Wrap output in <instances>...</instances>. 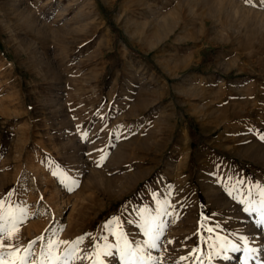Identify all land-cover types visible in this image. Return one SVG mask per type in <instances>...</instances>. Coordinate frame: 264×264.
Wrapping results in <instances>:
<instances>
[{
    "label": "rangeland",
    "instance_id": "obj_1",
    "mask_svg": "<svg viewBox=\"0 0 264 264\" xmlns=\"http://www.w3.org/2000/svg\"><path fill=\"white\" fill-rule=\"evenodd\" d=\"M109 1L0 0V259L264 264V0L158 43Z\"/></svg>",
    "mask_w": 264,
    "mask_h": 264
},
{
    "label": "bare ground",
    "instance_id": "obj_2",
    "mask_svg": "<svg viewBox=\"0 0 264 264\" xmlns=\"http://www.w3.org/2000/svg\"><path fill=\"white\" fill-rule=\"evenodd\" d=\"M175 1L176 0H132V7L130 9V15L129 16H130L131 19L132 18H134V19L136 18L137 21H138V19H144V18L150 17L149 18L150 19V26L152 25L153 27L156 28L155 29L156 36H155L154 40H155V42L158 43V42H161V41L166 40L168 38H171L172 37L171 35L173 33H177L179 30L182 31L187 26V23L184 20V19L187 18V14L185 13L186 15H184V11L189 10V9L192 8L190 6L191 5L190 0H185V1L181 0L183 3L179 7L174 8V13H173V11L168 12V13L165 12L166 8L172 6L175 3ZM197 1H198V5L200 7L206 8V11H207L206 15H204L205 17L202 19L201 31H204L205 29L211 27L209 25L212 24V23L215 24V22H217V20L219 21V19L216 18L215 15H218L220 19L222 18V16H233V15L237 16V15H240L239 16L240 20H242V22H244V24L246 26H248L247 28H249V25H250L251 28H249V32L255 31V28H257L256 26H257V23H258V19L260 20V17L256 20L254 15H252L253 14L252 12L251 13H250V11H249V13L245 12L246 9L248 11V9L250 10V8H247V7L245 8V5H242V4H239V3L238 4L235 3V2L233 3V0H197ZM110 3H111V1L105 0V4L108 5ZM229 5H231L230 8H228ZM232 5H233V7H232ZM120 7H119V9H120ZM234 8H235V10H234V12H232L231 9H234ZM217 12L221 13V15H219ZM261 14H263V13H260V15ZM134 19H133V21H134ZM227 19H228V17H227ZM234 19H235V17H234ZM137 21L133 24L134 25L133 29L140 28L142 31H144V30L147 31V28L144 25H143V27H140L138 25ZM146 22L148 23L149 21H146ZM242 22H240V23H242ZM260 23H262V22H260ZM216 24H218V23H216ZM228 24H229V21H228L227 25ZM240 25H238V26H240ZM147 27H149V26H147ZM259 27H261V26H259ZM149 28H151V27H149ZM229 28L233 29L234 26L231 25ZM235 29H236V27H235ZM257 29H259V28H257ZM237 30L239 31V27H238ZM134 32L137 33L136 31H134ZM255 32H257V31H255ZM190 36L183 37V35H176L174 37V40L187 41L188 39H190ZM63 37H65V36H63ZM180 138H181V135H180ZM133 179H135V181L138 180L136 175H134ZM110 186H111L110 183L107 182L102 187L104 189H106L107 191H109Z\"/></svg>",
    "mask_w": 264,
    "mask_h": 264
},
{
    "label": "snow or ice",
    "instance_id": "obj_3",
    "mask_svg": "<svg viewBox=\"0 0 264 264\" xmlns=\"http://www.w3.org/2000/svg\"><path fill=\"white\" fill-rule=\"evenodd\" d=\"M103 159V157H102ZM72 190V189H69ZM262 215V219L260 221V223L262 225H264V211L261 212ZM2 219V218H0ZM12 227H15V221L13 220L12 223ZM4 231H7V226L6 225H0V234H2ZM209 231H211V229H209ZM147 234L149 235V245L153 248L157 247V240L159 239V229L156 227H153L152 229H146ZM157 233L156 235H154L153 233ZM121 238H123V234H120ZM38 239H43V237L38 238ZM82 239V238H80ZM80 239H78L76 242H74L75 244H78L80 242ZM36 241H32L29 244V251L26 253V255L24 257L21 258L20 260V264H31V258H32V253L30 251V249L35 245ZM61 242L60 241H56L53 242L51 240L48 241V249H49V255L52 256V252L51 250L54 249L55 247H57ZM63 243L68 244L70 242L68 241H64ZM0 247H3V242L0 241ZM9 248H11L12 246L9 245ZM16 249H13L12 251L8 252L7 255H15L16 253ZM75 248L70 249L68 251H66L65 256L67 257L71 252H74ZM140 250L139 249H135L133 250L131 245L129 244V242L127 241L126 238H124V244H123V248L121 249V259L124 260V264H140V262L142 261V257L138 256V252ZM111 254V253H109ZM3 255H5V253H0V257H2ZM43 255V253H42ZM53 259V264H68L67 260L64 259L62 260L61 257L59 256H52ZM184 259V258H182ZM0 264H8V262L4 261L3 259H0ZM14 264V262H13ZM43 264V262H42Z\"/></svg>",
    "mask_w": 264,
    "mask_h": 264
},
{
    "label": "trees",
    "instance_id": "obj_4",
    "mask_svg": "<svg viewBox=\"0 0 264 264\" xmlns=\"http://www.w3.org/2000/svg\"><path fill=\"white\" fill-rule=\"evenodd\" d=\"M193 69L198 70V68H193Z\"/></svg>",
    "mask_w": 264,
    "mask_h": 264
}]
</instances>
